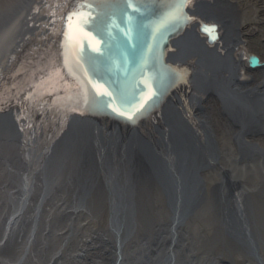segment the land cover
Here are the masks:
<instances>
[{"label": "bare ground", "instance_id": "6f19581e", "mask_svg": "<svg viewBox=\"0 0 264 264\" xmlns=\"http://www.w3.org/2000/svg\"><path fill=\"white\" fill-rule=\"evenodd\" d=\"M127 1L0 0V45L4 44V39L8 37L9 43L7 44L10 45L0 47V106L3 105L5 109L14 112L15 117L8 116L11 120L9 123L15 124L18 121L20 123L19 127L22 128L20 134H23L17 142L9 141L5 143L3 145L4 152L0 153V157L7 159L4 163L0 162V223L3 225V228L0 225V264H264V198L260 195H248V201L253 202L252 205L262 217V222L258 223L251 220L248 222L247 217L249 214H256V212L244 209V214H242L240 208L234 218L235 229L239 236L236 240L228 239V237L225 239L222 235L223 231L220 233L217 226L218 212H223L225 209L217 206L216 194L204 189L199 181L197 184L189 171L186 186L187 199L196 205L193 206V209L200 206L201 209L198 212L203 210L207 214L205 217H203V214L200 216L197 214V221L194 219L187 220V218L185 222L177 217L172 218L169 211L165 214L164 205L167 207V203L165 201V204H162L161 198L164 196L174 202V196L171 193L174 190L173 185L169 184L162 190L158 189V183L153 179L148 178L145 183L142 178H136L139 181L137 183L128 177L125 180L123 178L119 180L122 181L121 188L124 190L117 189V191H120V196L125 195V192L128 191L134 192L136 201H139L137 202V211L133 215L128 213L125 208L126 200L121 199L118 203L119 210H115V223L111 226L107 197L111 189L116 190V185L111 182L107 185L109 189H104L101 182L96 181L97 177L82 176L79 180L84 182L85 186L89 185L87 188L82 189L83 192L96 193V197L90 193L91 196L95 197V200L88 203L90 208L80 207L76 205V202H73L79 196L78 194L74 198L77 192L75 189L63 196H59L54 192L57 195L56 197H59L60 204L53 207L44 204L39 205V207L43 208V226L50 219L46 222L47 226L52 228L54 233H61V235L58 236L53 246L38 243L36 248H34V244L25 247L23 233L25 232L26 216L25 213L22 215L23 217L19 214L22 211L19 205L22 200H25L24 193L30 187L32 191L37 193L40 191L45 192L41 189L48 188V182L61 184L69 178L67 177V171L70 167L65 168L64 172L62 171L63 173L60 172V174L56 171L57 164L64 163L62 161L63 152L59 147L55 148L54 151L44 153L47 150V143L63 133L60 128L57 129L53 125L54 120L52 118H54V114L49 113L50 110H54L62 104L60 101L67 95L81 97L82 100H78L79 104L85 102L84 98L87 97L88 105L91 107L94 103L93 99L98 98L99 93L104 91L102 90L104 87L101 88L102 84L93 85L89 80L93 78L94 83H103L98 70H102L103 73L109 70H119L122 67V61L126 53L124 46L110 47V42H107L105 47L103 45V49L102 45L98 48L97 45L99 44L97 42L100 37L94 41L90 36L88 43L96 49L95 58L102 49L105 51L102 58L103 61L107 59L106 62L102 63L103 61L98 60L101 70L97 65V67L88 66L82 69L79 63H77V68L73 69L71 63H74L73 61L77 60L78 56L79 60H84L75 48L77 44L81 43L82 34L84 33L83 28L86 26L84 20H82L85 14L79 11L92 13L90 9L92 5H95V7L100 5L108 7L110 5L109 7L112 8L114 4L120 6L121 3ZM142 1L146 2L143 4L147 8L155 9L158 7V11L168 15V17L178 18L179 21L183 20L180 6L185 0H173L174 5L170 7L171 0H138L137 2ZM203 7H206L203 9L207 10L210 19L225 23L224 45L222 46L223 51H221L224 55L214 50H205L203 42L195 34H187L181 40V54L187 55L189 53L192 59L198 57L204 68L209 67V71H207L209 75L205 78H223L224 75L239 72V75L245 80H248L251 76L253 77L249 80L247 86H256L264 81V70H253L247 66L248 53L246 49H242L243 52L236 50L234 59L232 50L228 49L226 51L224 47H228V44L232 42V35H240L235 31V26L248 20L245 16L250 8L246 9V6H243V11L240 12L236 6L217 1L213 4H204ZM76 12L79 13L70 22V16ZM195 18L197 21L202 22L201 18ZM227 19L230 20L229 23L226 22ZM121 26L122 23H119L118 27ZM203 26L201 25L199 29L203 34H207ZM125 31H128V29H125ZM217 37L218 35L211 36V44H215L214 39ZM63 40L65 41L63 42ZM260 56L264 58V50ZM204 58L210 59L209 64L203 62ZM63 60L64 62L69 61L68 65L73 72L68 66L66 67L70 69L68 71L70 75L76 72L84 74L82 78L79 76L80 93H76L74 89L69 88L73 86L69 84L70 78L65 74ZM139 66L136 65L134 69ZM143 71L145 72V68H143ZM129 78L132 80H129L128 83H134L132 70L129 73ZM107 79L109 83H114V80L108 77ZM182 85L178 99H183L188 104L189 97L194 93L189 92L190 82H182ZM58 88L68 90L67 92H60V89L57 94L43 95ZM130 88L133 92L131 101L135 103L137 98L132 87ZM238 89L239 94L237 95L240 96L241 105L236 106L235 110L239 116L245 120H253L259 112H264L261 93H258L256 97H247L244 88ZM148 91L151 90L148 88ZM235 95L232 93V89L226 85L221 94V101L229 105V101ZM69 96L68 99H71ZM72 107L68 109V114L76 115L74 104ZM214 110L215 108L212 107L207 112L208 117L216 123L218 134L227 151L232 150L234 147L231 145L229 138L233 131L228 132V128L223 127L222 124H228V122L225 120L220 122L219 118L213 116ZM119 126L127 129L122 125ZM173 128L175 127L170 124L159 122L146 135V139L153 137L152 139L155 140L158 138V142L160 138L165 139V141H169L170 138L171 144L166 143L167 148L161 145L165 166L183 163L176 160V157L174 158V155L171 154L174 149H179L181 142L184 141L183 135H181V139L178 133L172 132ZM157 130L160 133H157ZM90 147L93 148V146ZM107 148L112 152L122 149L117 145L107 146ZM116 153H113L116 160L120 163L123 161L121 166L127 164L124 151L121 152L122 154L118 153V156H116ZM190 156L189 154L187 157L190 158ZM233 156L234 153L228 155L229 158ZM27 158L29 159L24 161ZM183 160L185 161L187 158H183ZM28 161L29 164L27 165ZM192 166L191 161H188V169H192ZM3 167L7 169V172L2 171ZM37 167L45 168L44 170L40 169L37 174ZM242 170L243 175L251 183H257L261 178H264V166L259 164ZM160 175L166 176L169 175V172L163 171ZM255 176L257 178H254ZM124 181L130 183V186ZM149 184H152L150 192L144 190V186ZM132 185L134 188H132ZM150 196L154 198V201L150 199L147 203ZM152 209L155 210L154 214L151 212ZM194 210H191L189 214ZM118 215L120 217L124 215V217L118 221ZM61 217L63 220H61ZM17 218H19L18 224L13 223L14 226L8 229L9 224H7V221L10 219L13 221ZM175 220H178L175 229L180 228V221L187 228H193L196 223H202L204 227L208 226V233L212 236L207 238L202 232H197V234L194 232V236H196H193L194 241L192 242L184 237V232L177 230L178 232L172 237L169 230L170 227L173 228ZM71 231L74 232L75 238H70L67 241L66 236ZM247 232L249 236H246ZM25 233L27 234V231ZM198 242L202 244L198 245ZM154 249L156 250L154 251Z\"/></svg>", "mask_w": 264, "mask_h": 264}, {"label": "water", "instance_id": "95a60500", "mask_svg": "<svg viewBox=\"0 0 264 264\" xmlns=\"http://www.w3.org/2000/svg\"><path fill=\"white\" fill-rule=\"evenodd\" d=\"M128 2L129 1L126 3L124 2L120 9L115 10V6L113 5L112 8L106 7L95 11L97 15L92 18L93 21L90 23L91 30L86 29L83 31L84 33L82 36L84 37L81 43L75 46L78 50V54L83 57L84 60H77L76 63L74 62L72 64V68L76 69L77 63H79L83 69L88 66L96 65L100 68L98 60L103 61L102 55L105 51L102 49L103 45L105 47L107 42H110V47L113 46L115 48L121 46H124L125 48L128 46L130 47L135 43L139 45L138 49L133 50V52H128V47L126 51V54L128 52L129 55L127 58L128 60H126L128 62L126 63L124 61L125 66H122L119 70H109L104 73L101 72V68V71L98 70V73L100 72L101 74V80L103 83H94L95 81L93 78L92 80H89L93 85L102 84L101 88L104 87V89H102L104 91L99 93L97 99L91 98L95 101V104L92 103L91 107L88 105L87 97L84 98L85 102L79 104L78 100H82L81 97H75V95L70 97L67 95V97H63L60 101L62 104L58 105L56 109H52L53 111H48L49 113L54 114V118H52L54 120L53 125L57 129L60 128V131L63 133L62 135H57L47 143V150H45L44 153L54 151L55 148L59 147V149L63 152L62 161H64V163L57 164L56 171L60 174V172H64L63 170L65 168L70 167L67 171V177L69 178L61 184L48 182V188L44 187L41 189L45 192L40 191L37 193L36 191H32V188L30 187L24 193L25 200H22L19 205L22 210L19 214L22 216L25 213L26 216L24 231H27V234L25 232L23 233V243L25 247L34 244V248H36L38 243H44L46 246H53V243L56 242L58 236L61 235V233H54V230L47 226L46 222L50 219H48L43 226V208L39 207V205L44 204L52 207L58 206V204H60L59 197H56L57 195H55L54 192H56L59 196H63L75 189L77 192L74 195V198H76L78 194L79 196L73 202H76V205L80 207L90 208L88 203L89 201L95 200L96 193L83 192L82 189L87 188L89 185L85 186V183L79 180L82 176L97 177L98 179H96V181L101 182L102 188L104 189H109L107 185L111 182L116 185V190L111 189L109 191L110 194L107 197L108 206L110 207L109 222L111 226L115 223L114 218L116 211L120 208L118 203L121 199L126 200L125 208L128 213L133 215L137 211V202L139 201H136L134 192L128 191L125 192V195L120 196V191H117V189H121V191L124 190L121 188L122 181L120 182L119 180L121 178L125 180L128 177L137 183H139V181H137L136 178H142V181L145 183L146 179H153L156 183H158V189L162 190H164L169 184L173 185L174 190L171 193H173L174 202H171L172 200L170 201L169 198H165L164 196L161 198L162 204H165V201L167 203V207L164 205L166 210L165 214L169 211L172 218L177 217L184 221L188 218L187 220L194 219L197 221L196 215L199 213L198 210L201 208L200 206L195 207L194 210L193 206L196 205L187 199L186 186L189 171L191 176H193V180H195L197 184L199 181L204 189H208L212 193L216 194L217 206L225 209L223 212H218L217 217V226L219 227L220 233L223 231L222 235L225 239L228 237V239L236 240L239 236L235 229L234 218L240 208L242 209V214H244V209L246 211H255L246 199L247 195L242 196V198H244L242 199L239 198L237 194L225 191L231 190L227 186V181L223 180L221 172L218 169L213 168L210 163L215 160L217 161L218 159H215L216 157L221 158V153L218 149L219 145L217 146L214 138L212 136L209 137L208 134L205 135V140L202 141L199 139V126L195 125V127L190 122L187 123L179 114L184 110L183 106L181 110L180 105L173 104L170 106L167 104L163 107L159 117L156 116L155 111L157 107H155V105L161 99L166 98L167 94H170L172 89L169 83L171 77H175L176 81L180 78L177 74L171 73V71L169 72V70L165 67L159 66V62H157L158 66L151 63L154 60L165 62L163 54L169 41L168 38L173 29L170 25H168L161 27L162 29L159 31H153L149 24L153 22L156 23V19L153 17V14L157 13L156 9H145V5H140L141 3H146L145 1L138 3V5H140L138 7H132V1L130 4ZM204 4L207 3L202 1L198 3L197 6L201 9L202 13H206L208 15L207 10L203 9L206 8L203 7ZM119 23H122L120 28L118 27ZM173 26H175V24H173ZM125 29H128V31H125ZM187 34H190V32L183 30L181 32V36L175 40L177 50L174 55L181 60L189 55V53L187 55L181 54L180 47L181 40ZM90 36L94 39V41L98 40L100 37L97 42L99 45L97 46L99 48L102 45V49L97 58H95L96 49L88 43V41H90ZM140 50H146L145 61L142 62L137 69H134V67L139 65L141 61L138 58ZM205 50L211 51L210 49ZM105 60L102 63H105ZM248 60L252 67L260 65L259 58L256 56H251ZM203 62L205 64H209L210 59L204 58ZM147 65H149V67H146ZM143 68L147 70L146 75ZM131 70L132 75H134V83H128L129 80H132L129 78ZM207 71H209V67H205L204 69V75L206 76L209 75ZM82 75L84 74L81 72L72 73L71 75L68 73L70 78L69 84L73 86H70L69 88L74 89L76 93H80L81 84L79 83V76L82 78ZM202 76L198 75V78L194 81L196 91H203L208 87L214 88L216 86L214 83L208 84L210 83V78L202 79ZM107 77L114 80V83H109ZM216 80L217 79L214 78L212 82H216ZM130 87L134 90L137 98L135 103H132L131 101L133 98V92ZM148 88L151 90L150 92L148 91ZM59 90L60 92H67L68 89L62 90V88H58L52 94H57ZM52 94L50 93V96ZM221 94L222 90L217 91V89H214L212 96L221 99ZM68 96L71 99H68ZM172 100L173 99H169L168 103ZM73 104L74 107H76V115L68 114V109L73 108ZM229 105L223 102V109L229 110L232 117L236 119L240 125H242V130L248 131L254 128L251 126L258 125V121L256 119L245 120L238 115L235 108L236 106L241 105L239 95L236 94L235 96H232L231 101H229ZM232 109L235 115L232 113ZM8 116L13 117L14 112H11L4 107H0V153L4 152L3 145L5 143H8L9 141L17 142L23 135L22 133L20 134V131H22V128L19 127L20 123L18 121L15 122V124L9 123L11 120H9ZM153 120L158 121L154 124L152 123ZM253 121L255 122L252 123ZM159 122L174 126L175 128H173L172 132L178 133L180 138L181 135L184 136V141L181 142L180 148L174 149L171 152V154L174 155V158L176 157V160H180L183 163L173 166H165L163 164L162 157L164 154L161 152V145H163L164 148H167L166 143L171 144L170 138L169 141H165V139L163 140L160 138L159 142L158 138L155 140L152 139L153 137L146 139V135L149 130L154 126H157ZM118 124L126 127L127 129L121 128ZM157 133L160 132L158 131ZM169 134L171 133L169 132ZM217 140L219 141V139ZM111 145H117L122 148L121 150L115 151L117 152L116 156H118V153L124 151L127 164L121 166L123 161H121V163L118 162L113 154L115 152H112L107 148V146ZM90 146H93V148L91 149ZM189 154L191 155L190 158L187 157ZM245 155H247V151ZM29 158L23 160L27 161ZM183 158H187V160L184 161ZM0 160H2L0 162L4 163L7 159L0 157ZM166 160H168V158H166ZM29 161L27 162V165L29 164ZM188 161H191V166L193 163L192 169H188ZM37 168L38 174L39 170H44L45 167ZM2 171L7 172V169L3 167ZM163 171L169 172V175H160ZM124 182L127 183L126 181ZM127 184L130 186V183ZM151 186L152 184L147 186L145 185L144 190L149 191ZM132 188H134L133 185ZM90 193L95 195V197L91 196ZM150 199L154 201V198L150 196L147 203H149ZM116 203L117 208L115 209ZM191 210H194V212L189 214ZM151 212L154 214L155 210L152 209ZM122 217H124V215ZM122 217L118 215V221ZM61 220H63L62 217ZM250 220L261 223L262 217L258 213L257 215L249 214L247 221L249 222ZM17 224L18 221L15 222V225ZM177 224L178 220H175L173 222V228L170 227L169 233L172 237L178 231L184 232V237L190 239L191 241H194V232L195 234H197V232H202V234H206L207 238L212 236L210 233H204L203 227H196V225H194L193 228H187L186 225L182 224L180 221V228L175 229ZM0 225L3 228L1 223ZM13 226L14 224L9 225L8 229ZM246 236H249L248 232ZM66 237V240L68 241L70 238H75V234L71 231V233ZM195 240L197 239L195 238ZM119 252L120 251H118V253Z\"/></svg>", "mask_w": 264, "mask_h": 264}, {"label": "flooded vegetation", "instance_id": "af4514ba", "mask_svg": "<svg viewBox=\"0 0 264 264\" xmlns=\"http://www.w3.org/2000/svg\"><path fill=\"white\" fill-rule=\"evenodd\" d=\"M248 15L249 14L246 16ZM252 18H256L255 13L252 14ZM241 25L238 26L240 27ZM238 26H236V28ZM243 40L246 46L249 47L250 51L258 55L260 54V52L253 45L254 41L252 34L244 33ZM262 85H264L263 82L258 83L256 86H244L243 90L247 92V94L249 93L254 97H256L258 93H261L262 95H260L262 96L264 102V87H262ZM223 120L228 122V124L224 123L225 125L223 127L228 128V132L233 131L229 140L234 149L227 151L226 146L218 134L219 132L216 126L215 134L218 135L221 158L216 157L218 160L213 168L218 169L221 172L223 180L227 181V186L231 190L225 191L237 194L241 198L244 195H260L264 198V178H261L257 183H251L249 182V179L243 175L242 170L252 168L254 165L258 164L264 166V130L256 131L250 134L248 136L249 140L246 142L245 136L239 127L240 125L234 126L230 119L224 118L221 122ZM245 146L248 150H245ZM246 151L247 155L245 156ZM231 153H234V156L229 158L228 155ZM254 178H257V176Z\"/></svg>", "mask_w": 264, "mask_h": 264}, {"label": "rangeland", "instance_id": "374dc122", "mask_svg": "<svg viewBox=\"0 0 264 264\" xmlns=\"http://www.w3.org/2000/svg\"><path fill=\"white\" fill-rule=\"evenodd\" d=\"M247 2L249 3H246V6L250 7L251 9H249L248 11V16H245V18H248V21H251L250 23H253V18H252V14L255 12L256 9H262V6L264 5V0H247ZM243 3H244V0H243ZM245 5V3H244ZM255 22V21H254ZM259 37H263L261 35V33H259ZM259 37H256V38H253V45L254 47H256L258 50L262 51V43L260 41H258ZM204 215L203 217H205L207 214L203 212V210L199 211L198 215ZM202 243L198 242V245H201Z\"/></svg>", "mask_w": 264, "mask_h": 264}]
</instances>
